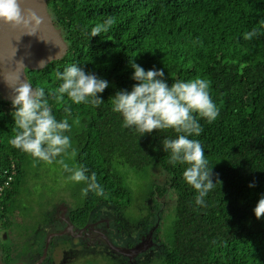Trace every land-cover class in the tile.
<instances>
[{"label":"trees","instance_id":"obj_1","mask_svg":"<svg viewBox=\"0 0 264 264\" xmlns=\"http://www.w3.org/2000/svg\"><path fill=\"white\" fill-rule=\"evenodd\" d=\"M47 6L67 51L40 70H26V77L34 89H45L56 119L72 125L66 133L72 148L53 163L59 181L50 191L34 189L45 188L47 163L12 147L14 109L0 97V187L11 177L0 194L2 264L41 254L44 246L31 237L34 227L27 223L54 199L80 226L97 209L111 211L116 224H127L121 246H132L140 236L154 239L160 250L152 247L153 260L137 264H264V224L249 217L264 197V0H47ZM109 17L115 21L110 31L91 38V28ZM253 31L252 39H244ZM130 60L145 70L163 69L169 86L210 81L219 116L212 123L200 119L201 135L190 137L199 140L213 167L216 185L204 206L195 203L197 193L184 180L187 165L173 166L163 150V140L178 134L167 129L141 136L112 111V97L136 83ZM73 64L109 82L99 107L57 98L58 74ZM59 159L87 168L103 195H82L87 184L70 181ZM7 234L13 236L9 244ZM55 249L48 248L41 264H51L59 254Z\"/></svg>","mask_w":264,"mask_h":264},{"label":"clouds","instance_id":"obj_2","mask_svg":"<svg viewBox=\"0 0 264 264\" xmlns=\"http://www.w3.org/2000/svg\"><path fill=\"white\" fill-rule=\"evenodd\" d=\"M0 21L14 27L28 29L29 31L25 34L30 36L37 33L43 23V19L36 11L28 10L25 12L21 8V0H0ZM114 22V18L109 17L102 23H97L91 28V38L101 37L102 33L109 32ZM255 35V31L246 33L244 39L250 40ZM40 66H44L43 61H41ZM130 67L133 69L131 79L136 83L130 91L127 89L120 90L112 97V111L121 115L125 128L135 129L141 136L150 134L154 130L167 129H172L178 134L175 139L163 140V150L170 153L169 162L173 166L176 164L187 165L183 173L184 180L197 193L195 203L204 206L205 198L216 185L211 178L213 167L209 168L205 149L199 140L190 137L201 135L203 128L199 122L200 119L212 123L219 116V108L210 95V81L196 78L190 81H176L169 86L165 80L163 69L145 70L134 60H130ZM58 79L62 81L55 90L58 99L67 97L73 104H91L93 107H99L100 104L104 103L100 94L109 87V82L92 72H86L83 66L73 64L67 67L58 74ZM17 80L19 81V77ZM4 81L7 84L6 78ZM12 89L13 99L11 103L14 109L12 116L15 124V136L11 139L10 144L13 148L30 155L34 159L47 163L48 171L52 174V178H55L52 183L54 184L59 181L54 174L58 170L60 171V168H57L53 163L57 162V158L66 155L72 148L71 137L66 134L71 131L72 125L67 118L59 121L56 119L45 98L46 93L43 87L34 89L30 83L19 82ZM66 112L69 110L66 109ZM73 123L79 124V120L76 119ZM71 155L75 156L74 150ZM58 162L63 166L65 172L69 173L68 179L70 181L87 184V187L82 189V195L86 196L89 191L103 195V188L96 183L94 174L92 176L87 175V168L69 167L63 159H59ZM10 175L13 176L14 173ZM48 175L42 176L44 181ZM10 178L0 187V194L8 186ZM46 185L45 188L37 186L34 189L50 191ZM255 186V182L249 184L250 188ZM27 188L24 187L23 190L25 191ZM35 197L40 198L39 196ZM249 211L252 223L264 224V197H261L256 207ZM88 220L85 226L76 225L71 220L69 208L61 202H53L40 209L27 224L34 227L31 237L44 247L41 256L37 253L36 259L35 257L29 259L27 256L24 260L26 262L32 261L29 264H41L47 257L48 248L60 243L62 248L70 253L67 255L63 251L65 252L64 260L59 259L60 264H67L66 261L71 257L74 259L71 264H92L91 261L93 260L86 256L85 247L94 242L98 234H93L90 230L93 222L89 223ZM43 234L47 236L46 239L43 238ZM103 235H101V239ZM104 240L109 254H114L125 261L128 259L129 263H132L130 261L139 250L138 246H134V243L130 247L127 245L124 247L115 245L111 238L110 242L107 239ZM115 247L126 254H129L128 252L134 254L117 253L112 250ZM125 261H118V263ZM0 263L2 264L1 258ZM14 264L24 263L19 260Z\"/></svg>","mask_w":264,"mask_h":264},{"label":"water","instance_id":"obj_3","mask_svg":"<svg viewBox=\"0 0 264 264\" xmlns=\"http://www.w3.org/2000/svg\"><path fill=\"white\" fill-rule=\"evenodd\" d=\"M21 8L25 12L36 11L43 23L37 33L30 36L25 34L28 29L0 21V97L9 103L13 99L12 88L19 82L28 83L25 69L40 70L51 61L62 58L67 51L61 31L52 22L47 0H21ZM41 61L44 62L43 67L40 66ZM112 250L123 255L134 254H126L116 247Z\"/></svg>","mask_w":264,"mask_h":264},{"label":"rangeland","instance_id":"obj_4","mask_svg":"<svg viewBox=\"0 0 264 264\" xmlns=\"http://www.w3.org/2000/svg\"><path fill=\"white\" fill-rule=\"evenodd\" d=\"M49 173L50 172H48V174ZM45 181H46V184H47L46 186H49L55 181V178L47 177L45 179ZM150 200H151V198H148V200L146 201L147 210L151 206ZM53 202H58V200L54 199ZM150 212L152 213V212H154V210L151 209ZM115 214L118 216L117 213H115ZM116 220H117V217L111 211L97 209V210H95V212L91 213L88 222L89 223L94 222L95 223L94 227L99 228L108 237H110V232L107 229V225L112 224L113 225V227H111V229H112V233H111L112 234V238H114L116 240V244L119 245L121 243H118V242H122V241L126 242V234L121 231V229H122L121 227L124 226L123 228H125L127 224L125 223V225L123 224L121 226V224H116L117 223ZM107 231H108V233H106ZM86 233L88 234V231H86ZM148 234H150V232H148ZM5 236H6V239L4 241H9L8 244L10 242H12L13 236H11L10 234H7ZM46 237L47 236L43 234V238L46 239ZM95 239L96 240L94 242L86 245V247H85L86 256L90 260L95 261L96 264H107V263L109 264V261L106 260L107 257L111 258L114 262L125 261L123 259H119L114 254H109L108 253V250H107L106 246L104 245L105 243L101 240V236L99 237V235H97V237H95ZM132 240L134 242V246L135 247L138 246L139 250H137L135 256L130 261V262H132L131 264H137L139 261H141L142 263L147 262V261H151V260H153V256L155 254V250H153V248H157L158 250H160V247L156 245V242L154 241V239H150L149 236H140L139 238H132ZM124 247H127V246L125 245ZM128 249H130V248H128ZM55 250H57V252H59V254L58 255L55 254V256L52 255L51 264H58L59 263V261H58L59 259L60 260H64V258H63L64 254L62 253V251H65L67 253V255L70 254L69 252H67L66 250H64L62 248V245L60 243L56 244V249ZM142 254H144L143 257H142ZM24 258L25 257L20 259L22 261V263H24V264L32 263V261L26 262L24 260ZM69 259L70 258H68V261H66L67 264H71L72 261L74 260V259H72V257H71L70 260ZM127 262H128V259H126V263ZM61 264H64V263H61Z\"/></svg>","mask_w":264,"mask_h":264},{"label":"flooded vegetation","instance_id":"obj_5","mask_svg":"<svg viewBox=\"0 0 264 264\" xmlns=\"http://www.w3.org/2000/svg\"><path fill=\"white\" fill-rule=\"evenodd\" d=\"M25 74H26V69H25ZM95 225V223L93 222V226ZM93 226H90V230L93 232V234H98V235H102V234H104L103 236H102V241L105 243L106 241L104 240V239H107L109 242H110V237H112V230H110V227H109V225H107V229H108V231L110 232V237H108V236H106L105 235V233L103 232V231H101L99 228H97V227H93ZM108 231L106 232V233H108ZM105 245V244H104Z\"/></svg>","mask_w":264,"mask_h":264}]
</instances>
